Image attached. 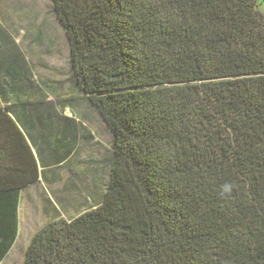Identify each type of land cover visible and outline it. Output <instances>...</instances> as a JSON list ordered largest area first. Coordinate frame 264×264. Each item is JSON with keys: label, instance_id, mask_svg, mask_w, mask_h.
I'll list each match as a JSON object with an SVG mask.
<instances>
[{"label": "trees", "instance_id": "1", "mask_svg": "<svg viewBox=\"0 0 264 264\" xmlns=\"http://www.w3.org/2000/svg\"><path fill=\"white\" fill-rule=\"evenodd\" d=\"M51 1L72 87L112 142L101 201L57 210L24 264H264L259 0ZM11 62L0 65V263L22 190L44 170L28 122L70 120L38 108L42 84L22 55Z\"/></svg>", "mask_w": 264, "mask_h": 264}, {"label": "rangeland", "instance_id": "2", "mask_svg": "<svg viewBox=\"0 0 264 264\" xmlns=\"http://www.w3.org/2000/svg\"><path fill=\"white\" fill-rule=\"evenodd\" d=\"M259 4L264 8V0H259ZM15 54L25 58L35 82L42 84V92L33 89L34 98H31L34 101L43 99V105L38 108H59L64 116L76 121L81 138L78 155L73 158V169L95 170L97 190L93 191V197L98 200L103 194L107 180L108 168L105 161L111 150V135L98 113L86 100L79 98L72 87L69 42L61 22L54 13L51 0H0L1 67H15V62L19 60L11 62L15 59ZM88 131L92 137L82 138ZM73 169L59 171L50 185L44 182L25 192L21 208L20 235L5 264H24L25 249L32 233L55 213L53 205L45 201V197L55 200L56 194H63L66 185L76 181L81 191H91L92 178L85 175L82 179L78 178ZM72 195L76 194L71 193L69 196ZM57 204L67 217L76 213L74 207L69 206L64 210L60 201Z\"/></svg>", "mask_w": 264, "mask_h": 264}, {"label": "crops", "instance_id": "3", "mask_svg": "<svg viewBox=\"0 0 264 264\" xmlns=\"http://www.w3.org/2000/svg\"><path fill=\"white\" fill-rule=\"evenodd\" d=\"M259 9L264 13V8H261V4H259ZM56 109H58V108H56ZM58 111H59V109H58ZM59 113H61V112L59 111ZM61 115H63V114L61 113ZM64 117L68 118L70 120H68L67 122H64V121H60L61 120L60 119V120H56V121L54 120L53 122H48V123L44 122V124L41 122H38L34 119H33V121L28 122L31 135L33 137H35V139H36V147H34V151L38 155L41 154V155H39V159H40V161L43 162L42 165H43L44 170H43L42 176L40 177V179L36 183L31 184L22 190L21 201H20V206H19V233H18V236H17V239H16L14 245L12 246L10 251L7 253L6 257L1 261L0 264H5L6 259L8 258L9 254L11 253L12 249L14 248V246H15L18 238H19L20 231H21V221H22V219H21V208H22V202L24 199L25 192L29 191L32 187L39 185L41 183H44V182H47L50 185V184H52L51 182H53L56 179V177L58 176L59 171H63V170H67V169L71 170L74 168L73 167V165H74L73 164V158H75V156L78 155L77 150H78L79 138H81V134H80L79 127H78L76 121L73 118H69L66 116H64ZM100 119H101V117H100ZM101 121L103 122L102 119H101ZM104 125H105V123H104ZM91 135L92 134L88 131L87 133L82 135V138L90 139L92 137ZM58 139L59 140L65 139L66 142H68L70 144V148H71L70 151L62 148V145L60 143L56 142V140H58ZM110 151H109V154H110ZM73 171H75V170L73 169ZM75 174L77 175L78 178L80 177L81 179H82V177H84V175H85V177L92 178V179H90L91 184H92L91 191L90 190H89V192L81 191L80 188L78 187L79 183H78V181H76V182H73V184L66 185V187L64 188L63 194H56L54 196V198H56L55 199L56 201L53 198H46L45 197V201H47V202L51 203V205H53L52 207L55 211L54 214H56L57 210H59L61 212V208L57 204L59 201L61 202V204H63L62 206H64L63 207L64 210H67V208L69 206L72 208L74 207V210H76L75 211L76 213L74 215H69L68 217L76 216L79 213H81L82 211L86 210L88 207L93 206L96 203H98L99 201H101L105 189L103 191V194L101 195V197L98 200H96L95 197H93V191L97 190V187H96V182H97L96 179L97 178L95 179V170H89V169L87 171L76 170ZM79 190H80V192H79ZM69 193L70 194L74 193L76 195L69 196L70 195ZM31 199H32V197H31ZM61 214L64 215L62 212H61ZM53 215H51L49 217V219ZM64 216H66V215H64ZM49 219H47V220H49ZM35 232H36V230H34V232L32 233V236ZM30 240H31V238H30Z\"/></svg>", "mask_w": 264, "mask_h": 264}]
</instances>
